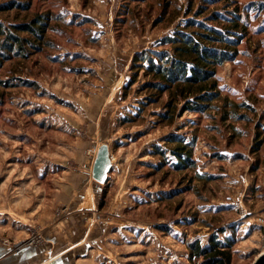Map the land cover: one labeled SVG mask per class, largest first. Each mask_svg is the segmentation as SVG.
Masks as SVG:
<instances>
[{"label":"rangeland","instance_id":"obj_1","mask_svg":"<svg viewBox=\"0 0 264 264\" xmlns=\"http://www.w3.org/2000/svg\"><path fill=\"white\" fill-rule=\"evenodd\" d=\"M11 1L30 8L0 11L5 25L51 21L40 51L0 70V248L34 240L41 256L30 264H202L190 246L217 236L233 240L231 264H254L264 253V0L0 6ZM229 14L233 60L217 67L203 112L180 114L178 99L162 120L173 97L146 89L143 71L124 91L136 55H174L165 38L197 31L190 20L228 28ZM172 135L191 146L193 168L174 169ZM103 145L113 168L99 185L91 172Z\"/></svg>","mask_w":264,"mask_h":264},{"label":"trees","instance_id":"obj_2","mask_svg":"<svg viewBox=\"0 0 264 264\" xmlns=\"http://www.w3.org/2000/svg\"><path fill=\"white\" fill-rule=\"evenodd\" d=\"M29 8V4L11 1L0 6V11H28ZM261 9H264V4L260 5L259 10ZM229 15L233 19H227L232 23L229 24L230 28L224 29L188 21L187 29L196 27L198 30L192 33L177 32L172 38H165L162 42L174 48V55L157 51H145L136 55L132 66L136 73L130 84L124 86V91L136 83L138 73L143 71L146 77H152L151 81L145 83L146 89L158 94L170 93L173 97L167 104L166 114L160 116L162 120L173 119L172 113L177 108L178 99L184 102L180 114L186 111L203 112L211 102V97L215 96L214 77L217 67L233 60L232 50L237 43L236 30L239 24L233 14ZM222 17L224 16L215 15L213 21L219 22ZM50 21L49 15H38L30 22L17 25H5L0 21V70L13 58L27 59L40 51ZM167 143L175 147L171 150L176 160L173 164L175 170L183 171L194 167L191 146L183 138L172 135ZM156 154L165 158L164 151L159 148ZM165 164L166 161L163 165ZM232 247V239L220 241L217 236H213L207 246H201L198 242L190 246L193 255L203 260L202 264H231Z\"/></svg>","mask_w":264,"mask_h":264},{"label":"water","instance_id":"obj_3","mask_svg":"<svg viewBox=\"0 0 264 264\" xmlns=\"http://www.w3.org/2000/svg\"><path fill=\"white\" fill-rule=\"evenodd\" d=\"M113 168L112 164V157L109 151V147L107 145H103L99 148L96 158L93 160L92 164V172L91 176L94 182L98 183L99 185H106L109 181V174L111 173ZM25 249V248H23ZM21 245L16 246L15 248V255L10 256L6 261L5 264H22L23 259H26L28 256H31L33 250L36 248H26V253H24L21 258L20 251ZM48 264H69V262H65L62 258H57ZM254 264H264V253H262L254 262Z\"/></svg>","mask_w":264,"mask_h":264},{"label":"crops","instance_id":"obj_4","mask_svg":"<svg viewBox=\"0 0 264 264\" xmlns=\"http://www.w3.org/2000/svg\"><path fill=\"white\" fill-rule=\"evenodd\" d=\"M24 250H26V248L20 251V257H19V259L21 258V256L24 253H26V251H24ZM31 252H32L31 256H28L26 259H23L22 264H30L31 261H34V260H37V259L40 258V256H41L40 255L41 254V250L40 249L36 248V250H33ZM13 255H15V250H9V249H5V248H0V264H5V261L10 256H13ZM57 258H55V259H57ZM59 258H61V257H59ZM55 259H53V260H55ZM53 260H51L49 262H46L44 264H48V263L52 262ZM19 263H16V264H19Z\"/></svg>","mask_w":264,"mask_h":264},{"label":"built area","instance_id":"obj_5","mask_svg":"<svg viewBox=\"0 0 264 264\" xmlns=\"http://www.w3.org/2000/svg\"><path fill=\"white\" fill-rule=\"evenodd\" d=\"M35 241L34 240H30V241H28L26 244H24V245H21V249L24 247L25 248V246H27V247H29V248H31V247H33L34 246V243ZM23 246V247H22Z\"/></svg>","mask_w":264,"mask_h":264},{"label":"bare ground","instance_id":"obj_6","mask_svg":"<svg viewBox=\"0 0 264 264\" xmlns=\"http://www.w3.org/2000/svg\"><path fill=\"white\" fill-rule=\"evenodd\" d=\"M113 161V160H112Z\"/></svg>","mask_w":264,"mask_h":264}]
</instances>
